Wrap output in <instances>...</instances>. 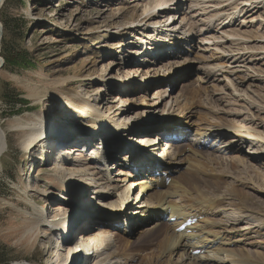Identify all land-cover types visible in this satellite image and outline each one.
I'll use <instances>...</instances> for the list:
<instances>
[{
  "label": "bare ground",
  "instance_id": "1",
  "mask_svg": "<svg viewBox=\"0 0 264 264\" xmlns=\"http://www.w3.org/2000/svg\"><path fill=\"white\" fill-rule=\"evenodd\" d=\"M176 1L178 0L131 1L135 10L143 8V14L140 18L131 20L134 22L127 28L128 32L119 33L121 36L134 34L136 36L133 38H137L142 44V48L137 51L138 57H142L138 66L140 68H134L130 74L138 73L147 65L166 68L168 65H163L160 56L157 55L156 58L154 52L150 51L158 52L163 48L173 50L181 43L185 34H193L191 31L184 33L182 37L180 34L174 37L170 35L169 39L163 32V14L169 12L168 22L176 17V14H172L173 9L168 6ZM188 1L191 10L195 8L198 12L202 11L204 16H208V30L216 28L210 27L214 19H218V22L222 19L220 16L225 15L226 18L221 20V25L224 24L221 36L216 39L225 38L231 47L237 44L238 50L232 52L230 47V50L225 51L224 46L215 45V51L228 55L232 53L233 57L230 59L234 60L235 64L239 63L238 67H242L241 62L254 63L252 59L245 60L244 54L251 52L255 55L256 52L264 50V32H261L260 26V32L252 36L251 31L246 29L256 20L262 19V16H254L264 9V0ZM4 2L5 0H0V5ZM182 2L184 1L179 4ZM179 4L175 7L177 12L181 11ZM209 8H215L211 11L213 13ZM185 20L184 16L182 23ZM229 27L236 28L224 30ZM2 35L0 25V51ZM139 35L143 37L139 38ZM250 39H260L263 48L260 45V48L249 46ZM127 44L134 46L133 42ZM167 54L170 53L165 52L163 55ZM260 55V60L264 59V54ZM122 61L123 66L133 63L131 60ZM206 64L207 67L202 70L204 77L215 81V73L223 72L226 63L214 60ZM1 65L0 59V67ZM1 72L0 68V75ZM263 73H260V77H263L260 80L264 82ZM40 77L44 80L33 84L23 83L15 75L7 76L26 91V98L31 100L32 109L46 104L57 106L59 102L63 105L59 106L61 110L68 111L73 108V111L84 114L82 107H88V112L91 113L86 115L87 119L91 120H88L86 125L76 123L73 127L74 124L71 125L74 120H78L74 118L70 122L66 114H63V117L60 115L59 123L54 120L56 116L48 118L46 111H30L15 116L8 120L6 130L0 124V164L8 150L9 134H15L19 137L18 145L27 155L26 158L32 159L33 154L32 161L36 160L39 150L42 155L39 160L46 159L51 164V173H39L38 179L49 182L53 190L61 191L60 194L67 198L61 197L62 199L76 198L81 202L77 201L76 208L79 209L70 218L63 213L64 207L53 206V203L48 202L50 195L40 192L41 185L28 189L23 182L15 184L14 188L19 193L17 204L0 199V207L11 208L21 217L23 224L18 225V232L15 233L19 243L35 247L43 232L48 239L59 234L61 246H58L59 241H55L51 261L60 259L63 256L62 251L67 247L70 251L69 261L73 264H134L135 259H139L137 264H264L263 241H252L255 235L264 234V219L261 220L263 222L260 227L249 224L240 227L245 221L256 219V216L261 215L260 217L264 218V89L260 92L257 87L251 95L247 94L246 98L251 101V106L248 105L251 109V119L246 117L240 124L229 120L244 117L242 110L237 107L244 106L246 100L239 98L238 90L234 88L228 95L234 105H229L230 108L226 106L225 109H218L217 106L216 109L207 107V112L203 114L206 117L202 116V119H208L207 122L201 120L195 125L197 139L180 144L185 136L178 127L169 130L167 135L161 133L160 136L152 138L154 132L148 131V127L143 130L132 127L112 114H107L99 99L75 100L65 93L64 86L92 75L76 74L74 77L59 80L49 79V76L44 74H40ZM120 84L123 88L122 94L132 93L134 86H131V82ZM197 87L198 85H194L189 91L186 89V93L182 92L186 111L188 106L196 103V99L204 96L201 95V89L206 91L204 94L211 92L207 87ZM216 88L213 86L214 91ZM120 100L122 104H128L127 100ZM184 109L177 117L184 115ZM192 113L179 118L177 125L185 122L191 126L188 121ZM175 137H178V142ZM210 140L214 143L219 140L220 144H225L224 153L221 148L215 152L229 154V158L224 159L218 157L217 153V156L211 153L210 148L213 145L209 143ZM162 141H165V144L160 151ZM87 146H93L87 151L92 152V157L85 154ZM114 147H122L121 160L129 164L119 162L116 165L125 168L132 166V169L127 168L125 171L119 168L115 177L110 166L108 167L109 154ZM101 150L103 153H100ZM164 172L171 173L170 183L162 177L161 173ZM105 177L107 184L104 183ZM226 178L230 180L227 183ZM101 181H104V184H100ZM135 191L138 196L134 198L132 194ZM32 192L39 194V197L31 198ZM112 197L116 198V202L112 203L115 210H106L104 201ZM96 198L99 204L95 203ZM254 199L260 203L259 206H255ZM21 205L26 208L23 209ZM133 208L135 211L131 212ZM221 212H229L232 217L229 216L227 220L218 219L216 216ZM172 218L176 219L174 224L169 222ZM188 218L198 219L194 227L188 228L191 232H176ZM136 233L138 237L134 239ZM112 235L115 238L114 243L111 242ZM54 240L53 238V242ZM197 250H200L202 255L195 256L194 252ZM106 251L108 258H101Z\"/></svg>",
  "mask_w": 264,
  "mask_h": 264
},
{
  "label": "rangeland",
  "instance_id": "2",
  "mask_svg": "<svg viewBox=\"0 0 264 264\" xmlns=\"http://www.w3.org/2000/svg\"><path fill=\"white\" fill-rule=\"evenodd\" d=\"M131 1L133 0H5L3 5H0V25L3 34L0 51L2 63L0 67L2 70L0 75L1 126L6 130L9 119L30 111L36 113L46 111L48 118L52 119L51 116H56L54 120L58 123L61 121V114L62 117L63 114H66L69 121H73V114H70L67 110H61L59 106L63 105L59 102H57V106L46 104L32 109L31 100L26 98V91L7 78L8 75H15L23 83L38 84L40 80H44L40 77V74L49 76V79L57 80L74 77L76 74L92 75V77L79 78L75 83L64 86L65 93L75 100L82 98L99 99L107 114H112L113 117L132 127H138L142 130L148 127V131L154 132L152 138L160 136L163 131H166L163 133L166 134L169 130L178 127L185 136L184 139L179 140L180 144L190 143L192 140L197 139L195 125L200 123L201 120L207 122V118L202 119V116L206 117L203 114L207 112V107L208 109H225L226 106L230 108L229 105H234L228 96L234 88L238 90V97L246 100L244 106L237 107V109L242 110L244 117L228 119L235 121L237 124H240L246 117L251 119V109L248 107V105L251 106V101L246 97L247 94L251 95L253 90L258 89L257 87L260 88V92L261 89H264V82L260 80V78L263 79V77H260V73L264 72V59L260 60V56H262L260 54H264V50L256 52V56L251 52L244 54L246 55L245 60L252 59L254 63L252 64L250 61L241 62L240 66L242 67H238L239 63L235 64L234 60H231L232 53L228 55L214 50L215 45L224 46L225 51L230 50L231 47L229 43H226L225 38L216 39L221 36L223 30L221 28L224 25H221L223 23L221 20L226 18L225 15L220 16L222 19L218 22V19H214L210 25V27L216 26L218 30L216 28L208 30V16H204L202 11L198 12L195 8L191 10L188 0H183L182 4H179L182 0H178L168 4L171 7L170 9H173L172 14H176V17L168 22L169 12L166 13L167 15L163 14L164 16L161 19L162 27L164 26L163 32L168 35L169 39H171V36H177V34L182 37L186 32L192 31L193 34H185L184 39L173 50L163 48L158 52L150 51L151 53L154 52V57L158 58L157 55L160 56L163 65H168L166 68H158L159 65H147V67L143 66L138 73L130 74L134 68H140L138 66H140L139 62L142 57H138L137 51L142 48V44L140 40L133 38L136 36L134 34L132 36L131 34L121 36L119 33L128 32L127 28L134 22L131 20L135 17L140 18L143 14V8L140 7L135 10L133 7L135 5ZM199 1L203 2L205 0ZM178 4L181 5L180 12L175 9ZM255 7L256 5L253 8ZM214 9L209 8V11L211 12ZM184 16L186 20L182 23ZM258 16H262V19L256 20L252 26L250 25L246 29L249 32L251 31L252 36H256L255 33L260 32L258 31L260 26H262V29L264 28V9H261L259 14L254 17ZM173 23L174 25H172ZM237 25L236 27H238ZM236 27H229L224 30L230 31ZM262 29L261 32H264ZM142 37L139 35V38ZM129 42H133L134 46L127 44ZM263 42L260 43V39H250L248 44L260 48V46H263ZM237 47V44L234 47L232 46V52L238 50ZM11 52L19 56V64L17 62L15 64H5L4 57L9 56ZM165 52L170 54L163 55ZM20 53H24L22 58ZM223 56L225 57L223 58ZM122 60H131L133 63L129 66H123ZM214 60L226 64L225 70L215 73L217 79L212 81L204 77V71L202 70L207 67V62L212 63ZM120 82H131V86H134L132 93L122 94L123 88ZM194 85H198L197 89L199 86L207 87L211 92L208 91L209 93L204 94L206 91L201 89L203 90L201 95L204 96H201L200 100L196 99V103L188 106V111H186L184 109L186 101L183 100L184 97L182 96L186 93V89L189 91L191 86ZM250 85L254 87H250ZM213 86L214 88L218 87L216 91L213 90ZM219 89L222 91H219ZM16 98L22 100L23 105L13 107L11 103ZM120 99L127 100L128 104H122ZM109 109L111 110L109 111ZM182 109L185 110L184 115L177 117L181 114ZM189 113H192V115L188 122L192 125L189 126L185 122V124L177 125L178 119L189 115ZM76 123L86 125L83 122L74 120L71 126L74 124L73 127H75ZM149 124L151 125L148 126ZM18 140V136L9 134L8 150L2 158V164H0V199L17 204L19 193L14 188L15 184L23 182L28 189H35L36 186L41 185L40 192L43 191L42 194L50 195L48 202L53 203V206L61 205L64 207L63 213L71 218L79 209V207L76 208V203L80 200L76 198H72V200L76 199V201L73 200L74 202L71 199L64 200L61 198L65 197L60 194L61 191L53 190L49 182L39 180V173H51V164L46 159L39 160L42 157L39 150L36 160L32 161L33 154L32 159L26 158L27 155L21 151ZM218 142L220 141L218 140L217 144H219ZM164 144L165 141H162L160 151ZM91 147L93 148V146H89L88 149ZM219 148L224 153L225 144L218 145L217 149ZM217 149L212 150L211 153L214 155L217 153L218 157L224 159L229 158V154L215 152ZM121 156L122 147H114L109 154L108 167L110 166L113 177H115V173L119 168L124 171L127 168L132 169V166L125 168L116 165L119 162L129 165L123 159L121 160ZM104 179H106L105 182L101 181L99 183L104 184L108 181L106 177ZM132 181L130 180V182ZM225 181L227 183L230 180L226 178ZM249 192L252 193L251 190ZM32 193H30L31 198L39 197V194ZM132 195L135 198L138 196V192L135 191ZM65 199L67 198L65 197ZM255 199L253 203L255 202V206H259L260 203ZM94 201L99 204L97 198ZM114 202H116V198L113 197L104 201L106 210H115L112 207ZM21 207L26 208L25 205H21ZM130 211L134 212L135 208ZM229 216L232 217L229 212H221L216 217L227 220ZM260 216H256L254 220L245 221L240 227L242 228L248 224L253 227H260L263 222L261 220L264 219ZM19 217L13 209L0 207V264H73L71 260L69 261L70 251L67 247L62 251L63 256L60 259L55 258L51 261V252L53 247L56 246V242L59 241L58 246H61L59 234L48 239L45 232H43L35 247H28L25 243H19L15 236L19 226L23 224L21 217ZM260 235H255L256 239L254 238L252 241L262 240L264 243V234ZM137 237L138 234L136 233L133 238L136 239ZM53 238L55 239L54 242ZM114 241L113 236L111 242L114 243ZM101 258H108L107 251L101 255ZM135 260L134 264H137L139 259Z\"/></svg>",
  "mask_w": 264,
  "mask_h": 264
},
{
  "label": "trees",
  "instance_id": "3",
  "mask_svg": "<svg viewBox=\"0 0 264 264\" xmlns=\"http://www.w3.org/2000/svg\"><path fill=\"white\" fill-rule=\"evenodd\" d=\"M6 46H7V42H6ZM12 52H14V51H12ZM12 52L9 54V56L4 57L5 64H7V65L8 64H15L16 62L19 64V62H18L19 56L12 54ZM23 54L24 53H20L21 58H22ZM23 103L24 102L22 100L16 98V100H14L11 104H13V107H14V106H18V105H23Z\"/></svg>",
  "mask_w": 264,
  "mask_h": 264
}]
</instances>
